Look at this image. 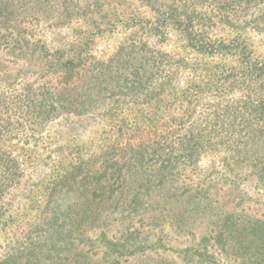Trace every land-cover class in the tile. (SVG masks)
<instances>
[{
	"label": "trees",
	"instance_id": "16d2710c",
	"mask_svg": "<svg viewBox=\"0 0 264 264\" xmlns=\"http://www.w3.org/2000/svg\"><path fill=\"white\" fill-rule=\"evenodd\" d=\"M56 1L0 0V47L3 46L4 52L22 58L40 50L43 56H50L51 53L38 42L27 40L22 29L26 27L25 23L37 24L47 20ZM140 1L159 14H168V18H165L166 28L171 27L182 33L189 40V45L199 51L216 53H225L226 39L213 38L216 34L207 29L206 18L196 14L249 13L264 2ZM160 32L165 36V30ZM234 42L237 43H233L236 48L245 50L247 47L244 41ZM149 50L138 55L130 54L128 50L119 52L114 60L119 58L118 63L122 68L116 72L118 78H114L113 82L104 77L110 75L112 78L115 74L108 64H104L103 69L102 65L93 68L84 66L81 60L76 62L72 58L62 61L59 52L58 56L49 60L53 63L50 70L39 72L37 80L26 81L20 90L13 86V81L0 85V223L7 217L13 218L12 193L22 186L26 176L19 158L4 147L7 138L12 137L15 131L16 135L21 133L22 130L15 126L19 119L22 124L39 117L52 118L64 110L87 113L90 111L89 99L102 89L119 92V97L111 93L103 100L106 104L119 105L122 102L125 106L130 102L140 103L143 97L136 92L140 88L148 104L159 106L166 95L171 94L170 71L174 60L168 52L158 51L156 56L155 50L154 53ZM248 59L243 72L250 78L264 76V64L258 66L262 61H252L251 57ZM142 66L146 70H142ZM1 67L2 71L8 67L2 55ZM2 71L0 69V73ZM157 73H161L158 76L159 84ZM76 74L78 78L73 81L72 77ZM229 75L223 77L227 79ZM96 77L102 84L98 81L95 83ZM149 79V84L157 88L154 92L146 85ZM37 81L39 84L35 85ZM89 89H94V92L90 93ZM96 99L99 100L98 97ZM249 103L246 100L241 105H232L231 110L225 113V106L221 111L212 110L199 119L197 135L195 129L191 128L187 133L189 135L184 134L174 142L164 137V140L156 142H140L115 149L106 164L95 172L87 171L74 184L67 182L72 171L61 176L58 174L52 187L54 190L61 185L58 195L54 197L56 199L51 205H46L44 214L34 216V223L26 227L29 230L23 235L24 238L7 249L0 258V264H224L213 253L214 248L223 253L237 254L240 258L236 257L234 261L239 264H264V248L258 253L259 243L254 238L246 240L247 234H251L249 227L258 235H264L263 223L250 220L247 226L243 218L246 213L238 216L235 211L220 212L206 186L193 185L186 179V173L195 164L199 152L208 143L211 144L212 139L219 137L230 138V143L235 144L226 148L232 153L228 156L230 165L243 168L258 166L256 172L264 174V162L256 159L264 151V110H257L263 107V103L255 111H251L254 105ZM155 116H159L158 111ZM196 136L194 148L189 142ZM77 168L79 173L83 171L81 163ZM54 191L49 193L50 198L46 201L53 199ZM29 199L32 201L30 206L36 209L39 200L33 189ZM25 218L22 216V222ZM149 226H168L173 232L191 237L190 243L179 250V260L166 254L169 253L168 247L160 236L157 240L149 237ZM197 230L202 232L198 235ZM250 249L256 253L250 254ZM242 253L245 254L241 262Z\"/></svg>",
	"mask_w": 264,
	"mask_h": 264
},
{
	"label": "rangeland",
	"instance_id": "374dc122",
	"mask_svg": "<svg viewBox=\"0 0 264 264\" xmlns=\"http://www.w3.org/2000/svg\"><path fill=\"white\" fill-rule=\"evenodd\" d=\"M53 5L55 7L47 15V20L37 24L25 23L26 27L22 29L27 40L38 42L51 55L43 56V52L37 50L18 58L5 53L1 46L0 56L8 67L5 71H2L4 66L0 68V85L13 81V86L20 90L26 81L37 80L39 72L50 70L53 63L49 60L58 56L59 52L62 61L72 58L76 62L81 60L84 66L93 68L102 65L103 69L104 64H108L115 74L112 78L110 75L104 77L113 82L114 78H118L116 72L122 68L119 58L114 60L119 52L128 50L130 54L138 55L150 47L149 51H156V56L158 51H163L173 57L171 94L166 95L165 101L157 106L148 104L139 88L136 92L142 95L143 100L124 106L122 102L119 105L104 103L103 100L111 93L119 97V92L102 89L89 99L91 104L87 113L64 110L52 118L39 117L22 124L19 119L15 126L22 130L21 133L16 135L15 131L12 137L7 138L4 147L19 158L26 176L22 186L12 193L13 218L7 217L0 223V258L15 242L24 238L29 230L26 227L34 223V216L44 214L46 205H51L56 199L54 197L61 185L55 191L52 187L58 174L61 176L72 171L67 182L74 184L87 171L95 172L106 164L115 149L140 142H156L164 140V137L174 142L184 134L189 135L187 133L191 128L197 135L199 119L214 109L222 110L225 106V113L247 100L254 105L251 111H255L260 103L263 107L257 110H264V76L250 78L243 72L250 57L252 61H262L257 63L258 66L264 64V2L249 13L196 14L206 18L207 29L216 34L213 38L226 39L225 53L199 51L189 45V40L182 33L166 28L168 14H159L140 0H57ZM163 30L165 36L160 32ZM235 40L244 41L247 44L245 50L234 47L233 43L237 44ZM23 66L25 70H22ZM141 69L146 70V67ZM78 74L72 77L73 81ZM160 74L156 75L158 84ZM225 74H230L227 79L223 77ZM94 81L101 82L97 77ZM149 82L150 79L146 85L152 89L153 85ZM37 84L39 81L35 82ZM94 89H89V92H94ZM156 89L153 88V92ZM96 97L99 100H94ZM157 111L159 116H155ZM196 138L189 142L194 148ZM211 141L196 156L195 164L186 173L187 181L206 186L220 212L235 211L238 216L243 212L246 213L243 218L247 226L250 220L264 226V174L256 172L258 166L243 168L228 163V156L232 153L226 148L235 145L230 143V138L219 137ZM263 154L264 151L256 159L264 162ZM80 163L83 168L81 173L77 168ZM32 189L39 200L36 209L30 206ZM53 191V199L46 201ZM22 216L26 217L23 222ZM154 227L147 228L149 237L157 240L160 236L168 247L169 253L166 254L179 260V250L190 243L191 237L173 232L168 226ZM248 231L251 234H247L246 240L254 238L259 243L257 252H262L264 235L253 232L252 227ZM200 232L197 230L198 235ZM213 253L224 264H239L234 261V258H240L235 253L227 254L215 248ZM249 253L256 252L250 249ZM244 254H241V262Z\"/></svg>",
	"mask_w": 264,
	"mask_h": 264
}]
</instances>
